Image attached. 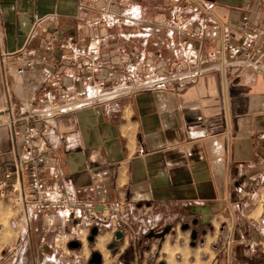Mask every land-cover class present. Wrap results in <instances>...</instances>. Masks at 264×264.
<instances>
[{
	"label": "crops",
	"instance_id": "0c3cea01",
	"mask_svg": "<svg viewBox=\"0 0 264 264\" xmlns=\"http://www.w3.org/2000/svg\"><path fill=\"white\" fill-rule=\"evenodd\" d=\"M247 1L199 0L206 9L186 14L200 56L218 47L224 32L237 29ZM180 5V0H124L114 11L124 22L102 28L86 24L97 17L90 0H0L1 61L9 71L30 49L37 50L36 60L45 39L41 28L75 40L106 32L114 36L111 45L127 54L155 63L181 60L184 36L177 25L157 23L164 7ZM263 14L258 10L257 24ZM47 68L56 73L60 67L55 62ZM45 71L14 76L20 89L17 117L40 108L36 89ZM54 124L42 175L57 174L67 207L80 212V218L59 221L58 233L74 236L81 229L85 236L68 252L84 242L103 246V240L109 249L121 245L116 248L121 253L131 245L139 256L146 254L142 249L151 253L161 239L165 254L172 248L169 240L181 238L179 228L211 253L200 264H264V72L214 69L182 90L134 91L63 114ZM14 151L21 148L13 149L8 127L0 124V176L12 166ZM6 204L0 200V206ZM84 222L92 225L84 228ZM141 239L150 245L141 247ZM133 261L138 264V257Z\"/></svg>",
	"mask_w": 264,
	"mask_h": 264
},
{
	"label": "built area",
	"instance_id": "2783aa9c",
	"mask_svg": "<svg viewBox=\"0 0 264 264\" xmlns=\"http://www.w3.org/2000/svg\"><path fill=\"white\" fill-rule=\"evenodd\" d=\"M90 1L89 10L97 17L88 18L87 26L107 28L124 22L125 18L114 12L123 6L124 0ZM180 2V6L164 7L157 23L177 25L179 34L184 36L180 42L181 60L165 59L155 63L146 56L127 54L111 45L114 36L106 32L75 40L72 35L40 29L45 36L38 48L42 53L35 60L37 50L30 49L28 58L18 63L15 72L16 76H22L28 71L46 68L36 89L35 102L40 108L26 110L19 117L8 115L7 120L1 123L8 127L13 149L19 146L21 152L15 154L14 151L12 166L0 176V200H7L10 206L24 215L39 214L47 229L54 233L58 230L59 221L80 218L79 211L67 207L64 192L56 180L57 174H51L49 179L42 175V164L49 150L46 142L60 116L92 105L118 101L138 90H182L214 69L225 72L228 68L250 67L264 72V14L260 24L255 19L258 10H264V0L242 3L237 29L231 33L224 32L219 46L205 57L200 56L195 44L191 43L197 35L190 31L186 14L206 8L199 0ZM142 31L148 34L150 28L145 27ZM102 57L113 58L114 61L107 63ZM55 62L60 68L52 73L47 67ZM75 68L78 71H72ZM92 215L97 219L94 212ZM91 225V222H84V228ZM82 236L84 239L81 229H76L74 236L56 232L53 246L68 253L69 242L80 244Z\"/></svg>",
	"mask_w": 264,
	"mask_h": 264
},
{
	"label": "rangeland",
	"instance_id": "374dc122",
	"mask_svg": "<svg viewBox=\"0 0 264 264\" xmlns=\"http://www.w3.org/2000/svg\"><path fill=\"white\" fill-rule=\"evenodd\" d=\"M19 67L18 63H11L10 70L8 71L7 65L1 61L0 57V124L7 120L9 114L19 115V101L18 85L14 78L15 72ZM20 94V93H19ZM178 228L177 235L181 238H171L170 244L172 248L164 254L162 240L154 242L155 249L148 252L142 249L146 254L134 255L131 245L121 253L119 248L121 245H116L110 249L107 242H103V246H99L98 241L94 243L84 242V246L75 253H61L56 251L53 246L54 233L51 229H47L43 219L37 213L23 214L10 205L0 206V264H94L92 255L98 253L100 255V264H131L133 260L138 257V264H158L165 262L166 264H192L200 259L205 258V252H209L208 248L202 250L200 239L191 241L189 235L180 231ZM143 234L141 233V236ZM16 236L18 238L16 239ZM43 238V239H42ZM83 239V236L81 237ZM113 243V239H109ZM108 241V242H109ZM141 247H146L150 240L141 239ZM193 242L194 246L189 243ZM96 243V244H95ZM106 246H104L105 244ZM219 244V243H215ZM13 249L9 252L8 248ZM49 248V251H44L42 248ZM150 250V249H149ZM207 250V251H206ZM2 252L4 254L2 255ZM44 252V253H43ZM211 254L210 252L208 255ZM211 256V255H210Z\"/></svg>",
	"mask_w": 264,
	"mask_h": 264
},
{
	"label": "water",
	"instance_id": "95a60500",
	"mask_svg": "<svg viewBox=\"0 0 264 264\" xmlns=\"http://www.w3.org/2000/svg\"><path fill=\"white\" fill-rule=\"evenodd\" d=\"M117 238H119L120 237V233H116V235H115ZM79 243L78 242H76V241H71V242H69V244H68V247H69V249H77L78 247H79ZM111 247V246H110ZM94 264H100V255L96 252V253H94L93 255H92V260H91ZM158 264H164V262H159Z\"/></svg>",
	"mask_w": 264,
	"mask_h": 264
},
{
	"label": "bare ground",
	"instance_id": "6f19581e",
	"mask_svg": "<svg viewBox=\"0 0 264 264\" xmlns=\"http://www.w3.org/2000/svg\"><path fill=\"white\" fill-rule=\"evenodd\" d=\"M166 249V248H165ZM167 250V249H166Z\"/></svg>",
	"mask_w": 264,
	"mask_h": 264
}]
</instances>
